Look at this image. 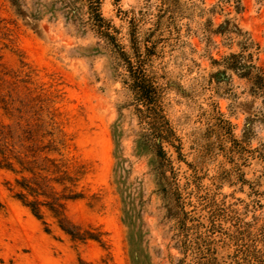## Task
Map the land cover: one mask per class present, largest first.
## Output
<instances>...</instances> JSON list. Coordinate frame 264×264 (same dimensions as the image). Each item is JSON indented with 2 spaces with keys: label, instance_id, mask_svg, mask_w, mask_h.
Listing matches in <instances>:
<instances>
[{
  "label": "rangeland",
  "instance_id": "rangeland-1",
  "mask_svg": "<svg viewBox=\"0 0 264 264\" xmlns=\"http://www.w3.org/2000/svg\"><path fill=\"white\" fill-rule=\"evenodd\" d=\"M27 4L39 7L41 16L22 15L11 0H0V46L6 43L1 59L8 69H29L37 90L56 95L54 105L71 137L69 154L86 167L80 181L85 196L69 200L66 212L75 223L98 226L106 241L73 239L47 213L44 223L7 188L10 173L0 168V264L173 263L180 255L173 201L161 189L157 161L141 137L131 94L108 45L87 24L67 18L59 0ZM101 10L123 42L131 17L143 30L161 26L162 49L152 66L181 140L179 150L164 143L180 181L195 172L201 176L192 177L191 185L200 187L195 194L219 184L222 193L244 196L239 183L213 178L232 164L225 149L212 152L209 109L217 103L236 136L248 116L254 147L264 139V101L250 93L245 78L212 61L238 50L236 40L228 47L223 36L205 29L234 19L259 42L264 67V0H102ZM258 167L249 158L245 176L252 178Z\"/></svg>",
  "mask_w": 264,
  "mask_h": 264
},
{
  "label": "trees",
  "instance_id": "trees-1",
  "mask_svg": "<svg viewBox=\"0 0 264 264\" xmlns=\"http://www.w3.org/2000/svg\"><path fill=\"white\" fill-rule=\"evenodd\" d=\"M11 1L22 15L35 18L42 14L39 7H28L27 0ZM59 2L67 18L87 24L104 39L122 83L131 94L141 137L157 161L161 189L173 201L174 245L180 255L171 264H264V139L249 147V117L245 118L241 135L236 136L234 124L217 103L209 109L215 136L210 142L212 152L215 153V147L225 149L232 164L223 167L213 178L226 180L229 185L239 183L238 188L245 195L236 196L234 190L222 193L219 184L195 194L200 187L191 185L192 177L201 176L190 173L181 182L173 159L164 148V143H169L179 150L181 140L165 113V87L152 66L154 55L162 49L160 24L143 30L134 21L135 17H131L125 35L127 41L123 42L118 36L119 28L102 13V0ZM205 30L223 36L228 47L236 40L238 50H230L221 60L212 58V61L223 67L221 71L229 69L245 78L250 93L264 101L259 42L228 17L212 30ZM1 58L0 54V168L10 173L5 181L7 188L35 216L43 219L47 213L73 239L105 243V233L98 226L75 223L66 212L69 200L85 196L80 181L86 167L69 154L71 137L67 136L54 105L56 95L37 90L29 69H8ZM249 158L259 162L252 178L246 177L243 170ZM43 222L46 223L44 219ZM80 264L94 263L81 260Z\"/></svg>",
  "mask_w": 264,
  "mask_h": 264
}]
</instances>
